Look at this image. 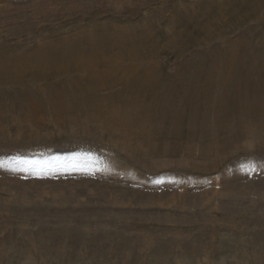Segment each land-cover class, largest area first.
<instances>
[{
    "label": "rangeland",
    "instance_id": "374dc122",
    "mask_svg": "<svg viewBox=\"0 0 264 264\" xmlns=\"http://www.w3.org/2000/svg\"><path fill=\"white\" fill-rule=\"evenodd\" d=\"M0 264H264V0H0Z\"/></svg>",
    "mask_w": 264,
    "mask_h": 264
},
{
    "label": "bare ground",
    "instance_id": "6f19581e",
    "mask_svg": "<svg viewBox=\"0 0 264 264\" xmlns=\"http://www.w3.org/2000/svg\"><path fill=\"white\" fill-rule=\"evenodd\" d=\"M111 161V160H110Z\"/></svg>",
    "mask_w": 264,
    "mask_h": 264
}]
</instances>
